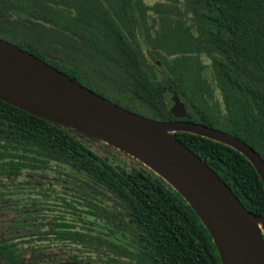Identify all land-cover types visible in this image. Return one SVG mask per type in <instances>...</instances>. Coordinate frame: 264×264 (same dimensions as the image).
<instances>
[{
    "label": "trees",
    "instance_id": "obj_1",
    "mask_svg": "<svg viewBox=\"0 0 264 264\" xmlns=\"http://www.w3.org/2000/svg\"><path fill=\"white\" fill-rule=\"evenodd\" d=\"M159 5L166 6L164 13ZM146 14L153 24L171 25L162 36L171 50L165 56L173 58L157 78L146 72L131 40L139 32L150 58L159 57V48L149 41L156 28L143 30ZM46 20L71 41L77 35L97 49L101 37L109 36L111 50L99 49L122 71V80H114L127 103L78 67L47 57L32 44L13 43L147 117L179 119L171 111L177 94L187 108L184 120L237 136L264 158V0H161L152 8L144 0H0V37L7 41L12 42L8 26L38 29ZM204 53L210 64L201 59ZM174 134L220 175L248 210L264 215V182L245 154L200 134ZM54 163L62 166L64 183H70L64 189L72 191L71 199L62 197L63 203L83 222L62 214L47 217L45 228L38 230L57 233L64 248L100 249V258L107 250L110 264H122L121 252L136 264H223L196 209L153 168L98 137L0 99V168L15 175L44 169L49 178ZM40 204L35 203L37 210ZM45 205L51 210L49 201Z\"/></svg>",
    "mask_w": 264,
    "mask_h": 264
},
{
    "label": "water",
    "instance_id": "obj_2",
    "mask_svg": "<svg viewBox=\"0 0 264 264\" xmlns=\"http://www.w3.org/2000/svg\"><path fill=\"white\" fill-rule=\"evenodd\" d=\"M0 99L98 137L137 157L167 179L196 209L217 244L223 264H264V215L248 210L220 175L174 132H192L233 146L251 160L263 182L264 158L237 136L184 120L187 108L177 94L172 96L171 111L179 119L147 117L102 96L0 37ZM112 140L128 142L152 153L175 172L178 181L188 186V194ZM190 198L197 200L205 217ZM252 242L256 247L254 260L248 253Z\"/></svg>",
    "mask_w": 264,
    "mask_h": 264
},
{
    "label": "rangeland",
    "instance_id": "obj_3",
    "mask_svg": "<svg viewBox=\"0 0 264 264\" xmlns=\"http://www.w3.org/2000/svg\"><path fill=\"white\" fill-rule=\"evenodd\" d=\"M161 0H144L145 4L149 5L151 8L153 5L157 4ZM166 2V0H165ZM179 3H182V0H179ZM166 6L159 5V12L164 13ZM46 11V10H45ZM153 12V11H151ZM154 14L156 12H153ZM159 14H156L157 22L161 20ZM189 15H184V18L191 22ZM154 19V18H153ZM152 16L146 14V18L142 17L143 21V30L146 33L150 27H155L156 31H152L153 35H150L149 41L151 42V47L159 48V57L155 60H152L149 55L148 46L142 40L139 32H134V35L131 36V40L134 41L137 49L139 50L140 58L143 61V66L146 72L154 78H157V72L162 67L165 62H168V58L172 59L173 57H167L165 55L170 54L171 50L167 43L164 41L163 32L169 31L168 27L171 25H162V24H153ZM149 21V23H146ZM34 20H30L29 23H33ZM52 23V22H51ZM82 30L84 28L79 26ZM173 28V27H172ZM57 29V26L51 27L50 21H41V25L38 29L24 26L22 27H7L6 34L7 38L12 42H24L31 43L36 49L44 52L47 57L58 58L63 63L67 65H73L81 69L84 73L88 74L91 77V80L94 81L101 89H104L105 92L111 96L117 98L123 103H127L128 99L122 92V86L119 82H116L115 77L119 80H122V71L113 64V61L107 56V54L101 51V47H105L106 50H111V41L109 36H102L99 40V48L95 47L93 44H88L85 39L80 36L75 35L74 39L71 41L68 34H62ZM65 29V28H62ZM67 29V27H66ZM67 31V30H65ZM98 37V36H97ZM175 38L173 35L168 34V38ZM39 39V40H38ZM77 41V42H76ZM201 59L206 63L210 64L211 59L204 53ZM157 62V65H154ZM212 67L209 68V71H212ZM62 166L54 163L52 169L48 172L50 180L52 183L47 187L50 190L49 196L47 199L51 205V210H47L48 214L53 217H60V215H66L71 217L80 224L83 222L80 217L74 214V212L67 208L63 203V196H66L68 199H71L72 191L65 190L64 188L67 185L64 183L65 173L61 172ZM58 193V195H57ZM45 198V203H48ZM79 205L80 203L77 202ZM88 219H94L89 217ZM81 227V226H80ZM121 257L118 258L122 264H136L137 260H133L131 257L124 256L121 252ZM112 261V258H110Z\"/></svg>",
    "mask_w": 264,
    "mask_h": 264
},
{
    "label": "flooded vegetation",
    "instance_id": "obj_4",
    "mask_svg": "<svg viewBox=\"0 0 264 264\" xmlns=\"http://www.w3.org/2000/svg\"><path fill=\"white\" fill-rule=\"evenodd\" d=\"M46 172L23 170L15 175L0 168V264H110L107 250L100 258V249L64 248L57 233L38 230L52 217L45 205L47 183H52ZM37 201L42 204L39 210Z\"/></svg>",
    "mask_w": 264,
    "mask_h": 264
},
{
    "label": "bare ground",
    "instance_id": "obj_5",
    "mask_svg": "<svg viewBox=\"0 0 264 264\" xmlns=\"http://www.w3.org/2000/svg\"><path fill=\"white\" fill-rule=\"evenodd\" d=\"M113 143L116 145L128 150L130 153H133L134 155L140 157L142 160H144L146 163L154 167L156 170H158L160 173H162L165 177H167L169 180H171L178 188H180L186 195L188 194V186L182 183L181 181H178L175 176V172L168 168L166 165H164L156 156H154L152 153H148L142 149H140L138 146L134 144H130L128 142L124 141H117L112 140ZM192 202L197 206V208L200 210V212L205 217L203 209L198 205L197 200L195 198H190ZM256 251V247L251 243V247L248 250L249 258L251 260L255 259L254 252Z\"/></svg>",
    "mask_w": 264,
    "mask_h": 264
}]
</instances>
